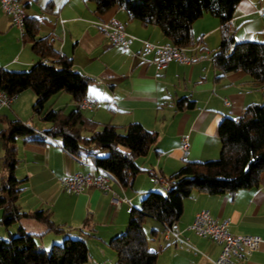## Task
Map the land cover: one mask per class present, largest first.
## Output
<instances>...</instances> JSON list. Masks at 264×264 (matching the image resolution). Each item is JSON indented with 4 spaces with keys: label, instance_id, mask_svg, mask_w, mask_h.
Returning a JSON list of instances; mask_svg holds the SVG:
<instances>
[{
    "label": "crops",
    "instance_id": "obj_1",
    "mask_svg": "<svg viewBox=\"0 0 264 264\" xmlns=\"http://www.w3.org/2000/svg\"><path fill=\"white\" fill-rule=\"evenodd\" d=\"M22 3H28L26 15L40 21L38 36H49L54 49L71 58L73 67L91 78L85 98L94 101V106L83 112L100 123L98 129L107 123L122 127L139 122L145 129L158 133L153 149L137 160L143 170L131 186L123 187L112 180L107 192L90 186L80 194L64 193L60 179L76 172L96 175L90 157L79 161L60 145L31 142L25 136H18L11 143L19 159L15 175L22 181L17 200L20 210L47 209L63 231L46 235L45 225L31 219L21 221L23 228L40 239L38 245L47 251L62 238H81L89 252L85 264H116V253L106 251L110 249L107 243L126 230L129 210L140 206L146 192L163 190L149 180L150 169L168 177L184 161L218 158L220 121L239 115L247 104L263 103L264 88L251 89L247 84L249 77L243 71L216 78L220 72L210 57L221 41L220 22L210 13H204L192 24L193 36L200 42L189 46L187 51L188 56L205 57L190 64L171 62L157 69L155 54L143 49V41L170 42L157 26H142L137 20H129L122 7L115 6L102 16L123 23L126 32L136 38L127 51L107 44L96 24L101 19L93 1L22 0ZM48 3L52 10L44 9ZM263 6L264 0L239 1L229 22V31L236 42H264V18L256 13ZM38 60L31 44L22 41L18 29L0 7V66L23 71ZM182 96L194 99L195 107L176 110L172 103ZM35 99L33 91L25 89L9 106L3 107L0 133L7 127V121L14 119L26 122L32 130L47 129L48 123L40 116L34 121ZM72 103L76 109V103ZM183 139L189 144L186 153L181 148ZM3 156L0 137V183L6 178ZM112 199L119 203L114 204ZM204 209L217 220H228V230L234 235L259 236L262 239L259 249L247 254L241 264H264V174L258 187L239 189L233 195L193 191L184 199L183 213L176 223L184 242H164L163 225L147 217L143 224L145 232L147 225L150 233L157 231L151 233L147 243L150 251L158 252L156 264H211L217 258L221 246L187 228L194 214Z\"/></svg>",
    "mask_w": 264,
    "mask_h": 264
},
{
    "label": "trees",
    "instance_id": "obj_2",
    "mask_svg": "<svg viewBox=\"0 0 264 264\" xmlns=\"http://www.w3.org/2000/svg\"><path fill=\"white\" fill-rule=\"evenodd\" d=\"M16 1L23 8L28 6L22 0ZM90 1L95 3V12L101 20H105L102 15L111 8L122 7L129 20H137L142 26L155 25L171 44L183 47L200 42L193 36L192 24L204 13H210L220 22L221 41L210 57L220 72L216 78L243 71L249 77L247 84L251 89L264 88V42H236L229 31L228 23L240 0ZM44 9L52 10L51 4ZM39 26V19L26 16L22 37L24 43L31 44L39 57L38 62L23 71L0 66V90L10 96H17L25 89L33 91L36 96L33 112L48 123L44 132L72 154H78L80 147L88 148L86 157H90L95 166L110 171L123 187L131 186L136 175L143 170L137 160L153 149L158 140L157 131L147 130L139 122L122 127L107 123L98 129L100 123L78 108L68 113L64 109H46L48 100L62 92L68 93L74 103L85 98L91 78L77 71L71 58L55 50L49 36L39 37ZM195 103L190 96H182L172 105L176 110L185 111L193 109ZM33 132L26 122L14 119L8 120L7 127L0 133L6 171V178L0 183V224L8 227L31 219L44 224L45 233H60L63 228L53 222L49 210L22 211L17 204L22 181L15 175L19 159L11 143L18 136L28 139ZM218 135V158L184 161L178 170L165 177L170 183L169 190H150L142 197L140 206L131 208L126 230L107 243L116 253V264H156L158 252L147 247L145 219L153 218L163 228L176 225L183 213L184 199L193 191L233 195L239 189L259 186L264 174V103L247 104L239 115L224 117L219 123ZM88 258V247L83 239L68 236L47 251L21 224L15 236L0 238V264H85Z\"/></svg>",
    "mask_w": 264,
    "mask_h": 264
},
{
    "label": "built area",
    "instance_id": "obj_3",
    "mask_svg": "<svg viewBox=\"0 0 264 264\" xmlns=\"http://www.w3.org/2000/svg\"><path fill=\"white\" fill-rule=\"evenodd\" d=\"M0 7L3 13L10 17L12 24L18 29L20 38H22L24 35L25 18L27 16L25 8L16 0H0ZM256 13L259 17L264 18V6L258 8ZM96 24L106 39L107 44L111 47H119L121 50L127 51L130 49L134 40H136L134 36L126 32L123 23L113 18L100 20L96 22ZM189 48L190 47L173 45L171 43L154 44L149 41H143V49L145 51L154 52V63L157 69L165 68L171 62L190 64L196 59L205 57L204 54L196 57L188 56L187 51ZM42 61L48 63L47 59H43ZM15 97L16 95L10 96L0 90V111L3 107L9 106ZM76 106L81 111L92 109L94 101L83 98L76 103ZM28 139L60 145L55 138L49 136L42 130H34V132L28 136ZM188 145V141L183 139L181 148L184 153L187 152ZM88 154V148L80 147L78 149V154H73V156L77 160L83 161L82 158L86 157ZM94 168L97 171L96 175L76 172L60 179L62 191L66 194H80L83 193L86 188L93 186L107 192L109 190L110 181H118L110 171L95 165ZM149 174V180L153 184L160 185L164 190L170 189L169 181L156 172V170L150 169ZM113 202L116 205L119 203L116 200H113ZM228 226V220H217L211 215L209 210L204 209L194 214L191 224L187 227L188 230L196 235L207 238L221 246L219 255L216 259L211 261V264H241L247 254L256 251L260 247L262 239L259 236L234 235L229 232ZM181 233L182 232L176 225L165 226L161 238L166 243L184 242Z\"/></svg>",
    "mask_w": 264,
    "mask_h": 264
},
{
    "label": "rangeland",
    "instance_id": "obj_4",
    "mask_svg": "<svg viewBox=\"0 0 264 264\" xmlns=\"http://www.w3.org/2000/svg\"><path fill=\"white\" fill-rule=\"evenodd\" d=\"M259 42H263V41H259ZM9 70H11V69H9ZM69 97H70L69 94L66 93V92H62V93L56 94V95L52 96L48 100V102L45 105V108L46 109L47 108L64 109V112L68 113V112H70L73 109V106H74V104L71 102ZM38 119H39L38 115H34V121H38ZM42 124H45V123H42ZM21 137L22 136H19V138H21ZM104 154H105V152H104ZM0 215H1V212H0ZM149 219H151V218H149ZM30 221H34V220H30ZM151 221H154V220L151 219ZM20 224H21V222H17V223H13L12 225H10L8 227H5V226L0 224V238L9 239L10 237L15 236L16 233H17V228H18V226ZM149 228H150V225L149 226L147 225L146 226V234H147V237L149 239H151L152 235L150 233V229ZM48 233H50V232H48ZM46 235H50V234L46 233ZM35 240H36L37 244L40 242V239H35ZM63 240H64V238H62L61 241L56 243V244H61L63 242ZM106 251L108 253H111L112 249L111 248L110 249L107 248Z\"/></svg>",
    "mask_w": 264,
    "mask_h": 264
}]
</instances>
